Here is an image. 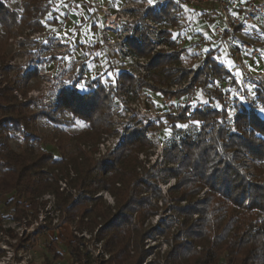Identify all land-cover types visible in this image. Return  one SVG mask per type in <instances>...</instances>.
Segmentation results:
<instances>
[{
	"label": "rangeland",
	"instance_id": "1",
	"mask_svg": "<svg viewBox=\"0 0 264 264\" xmlns=\"http://www.w3.org/2000/svg\"><path fill=\"white\" fill-rule=\"evenodd\" d=\"M1 1L11 12L20 15L25 14L24 7L27 6L30 16L12 28L0 24V94L14 80L21 81L22 91L13 89L12 95L17 103H27L26 110L23 111L27 118L25 134L46 144L42 147L43 150L53 153L55 157L58 154L53 145L61 142L70 156H74L77 149H80L94 163L101 162L113 155L125 138H129L136 131L147 129L148 144L140 152L134 153L137 159L136 172L142 177L153 167L157 169L165 164L166 149L170 145L179 144V138L186 135L195 138L201 126L189 120L172 127L168 120L169 114L177 115L186 105L191 110L209 106L213 110L223 111L225 117L220 118L216 126H226L230 136L238 133L234 120L241 108L254 109V103L249 104L248 98L245 99L246 102L238 100L225 105L217 94L211 96L215 94L213 83L226 75L215 77L203 90L196 88L193 95H176L190 84L194 70L209 51L217 50L213 58L225 70L233 66L227 56L230 46L216 49L214 44L201 45L202 37L214 38V27L222 25L219 19L185 12L176 5L182 0H153L151 5L148 0ZM169 2L172 3L176 23L174 26L161 24L165 28L170 27V33L164 31L170 37L164 36V39L167 38L166 49L161 47L154 52L155 45L152 42L158 41V38L153 31L157 23L148 17V12L158 13ZM36 7L40 13H44L42 16ZM110 17L114 18V24L108 25ZM260 28V34L264 36L263 24ZM255 34L252 32L244 37L248 40L264 41V38L258 36L259 32ZM140 35H146L153 45L148 57H133L126 44L131 38L140 43ZM232 44L235 45V42ZM170 50L172 53L180 52L179 63L167 66L168 69L165 67V72L170 69L193 70L181 84H171L166 80L165 73H159L155 81L153 78L156 73L146 69L155 56H169L172 54L168 53ZM246 65L248 68L253 66L248 62ZM263 67L264 62L261 70ZM160 68L158 69L161 70ZM121 74L133 78L136 83L134 95L124 93ZM141 84L146 86L138 91ZM91 87L103 90L108 96V119L105 131L99 133L92 130L89 123L75 115L76 113L57 108V97L62 90L73 88L82 95L87 94ZM261 87L264 89V86ZM164 92L176 96L167 97L162 94ZM249 93L247 96H252ZM162 100L171 102L172 109L168 113H163L165 107ZM255 113L264 119V114L259 110H255ZM5 116L0 113V120ZM3 133L7 145L15 152L24 149L28 144L34 148L37 146L31 139L25 142L24 135L10 128ZM243 162L249 173L255 175L252 160L246 153L243 155ZM259 168L264 180V164L259 165ZM70 178H73L72 172ZM174 184L175 179L171 177L163 182L157 181L160 197L156 201L149 197L152 204L156 203L158 213L145 220L142 228L150 230L169 221L172 226L167 239L165 236L154 235L152 239L143 241L144 249L151 250L145 259L146 263L156 258L162 260L169 252L166 242L170 241L177 228V220L171 218V203L168 202V190ZM58 186L60 191L72 195L73 198L82 195L81 191L71 189L65 180L59 181ZM205 191L198 196L199 199ZM94 198H100L105 206L114 208L115 200L108 192L100 191ZM11 200H16V196L11 194L0 197V264H101L102 260L109 259V255L102 248V241L97 239V229L93 233H88L86 229L79 231L77 219L71 223L66 222L65 215L55 210L52 195H44L38 200V203H44V207H38L36 218L26 215L18 220L14 219L16 216L13 206L7 205ZM73 241L79 257L70 254L69 245ZM48 245L50 249L47 248ZM54 253L62 255L60 261L53 260ZM219 264L227 263L221 261Z\"/></svg>",
	"mask_w": 264,
	"mask_h": 264
},
{
	"label": "trees",
	"instance_id": "2",
	"mask_svg": "<svg viewBox=\"0 0 264 264\" xmlns=\"http://www.w3.org/2000/svg\"><path fill=\"white\" fill-rule=\"evenodd\" d=\"M176 5L181 8L182 2ZM24 9L23 15L11 12L0 0V24L12 28L27 20L30 14L27 6ZM37 11L41 16L44 14L39 9ZM148 17L159 25L168 23L174 26L176 23L171 2L158 13L148 12ZM165 35L170 37L164 31L158 34L159 43H167ZM126 44L136 58L148 57L153 49L146 35H140V43L131 38ZM169 45L173 46L171 42ZM216 51L211 50L204 56L194 70L190 84L177 96L193 95L196 88L203 90L215 77L229 74L213 58ZM179 53L174 51L169 56H155L147 64L146 69L156 73L155 81L159 73H165L166 80L173 85L181 84L189 77L193 70L187 68L164 70L179 63ZM121 76L124 93L134 95L136 83L133 78L125 74ZM20 82L14 80L0 94V113L6 115L0 120V197L16 196V200L7 204L13 206L14 219L26 215L36 218L38 207H44V203H38V200L44 195H52L55 210L65 215L66 222L77 219L79 231L86 229L93 233L97 229V239L102 241V248L109 255V259L102 260L101 264H219L221 261L264 264V180L259 168L264 164V119L259 118L254 110L241 108L234 120L238 133L230 136L226 126H216L218 120L225 117L223 111L209 106L191 110L186 105L177 115L169 114L172 127L189 120L199 121L201 126L195 138L186 135L179 138V144L174 143L166 149L164 165L157 169L153 167L139 177L134 153L148 144L147 129L125 138L116 152L101 162L94 163L80 149L70 156L61 142L53 145L58 154L55 157L43 150L46 144L25 134L27 118L23 111L27 103H17L12 95L13 89L22 91ZM139 86L138 91L146 85ZM256 93L264 105L263 87L259 85ZM108 106V96L99 88L91 87L82 95L73 88H66L57 97L59 110L76 113L97 133L105 131ZM9 128L24 135L25 142L31 139L37 146L34 148L28 144L18 152L13 151L3 138V131ZM245 153L252 160L255 175L249 173L243 162ZM71 172L73 178H70ZM168 177L175 179V184L168 190V202L171 203V218L177 220V228L166 242L169 252L162 260L156 258L146 263L151 250L144 249L143 241L154 235L167 239L172 226L169 221L150 230L142 228L145 220L158 213L156 203L152 204L149 199L156 201L160 197L156 182H163ZM61 180H65L71 189L81 191L82 195L73 198L60 191L58 182ZM100 191H106L114 198L113 209L105 206L100 198H94ZM74 242L69 245L70 254L79 257ZM47 248L50 249V245ZM54 256L55 262L62 258L61 254L54 253Z\"/></svg>",
	"mask_w": 264,
	"mask_h": 264
},
{
	"label": "built area",
	"instance_id": "3",
	"mask_svg": "<svg viewBox=\"0 0 264 264\" xmlns=\"http://www.w3.org/2000/svg\"><path fill=\"white\" fill-rule=\"evenodd\" d=\"M181 2L185 12L196 13L201 17L208 16L214 20L219 19L222 24L214 27V38H201V45L214 44L216 49L230 46L227 56L233 66L227 70L228 75L213 83L215 94L221 97L225 105H230L240 100V97H244L249 99V104L254 103L253 106L251 105L254 107V112L264 107L256 93L259 85L264 86V67L261 70L264 62V41L248 40L244 37L251 35L252 32L256 33L253 25L263 24L264 26V0H246L245 3H241L240 0H182ZM154 29L156 38L162 31L171 32L170 27L165 28L157 24ZM258 36L261 39L264 38L261 34ZM232 42H235V45ZM152 43L155 45L154 52L159 51L161 47L167 48L165 44L160 45L159 41ZM247 62L253 66L248 68ZM247 93L252 96L248 97ZM162 103L165 107L163 113H168L172 109L170 100H162Z\"/></svg>",
	"mask_w": 264,
	"mask_h": 264
},
{
	"label": "snow or ice",
	"instance_id": "4",
	"mask_svg": "<svg viewBox=\"0 0 264 264\" xmlns=\"http://www.w3.org/2000/svg\"><path fill=\"white\" fill-rule=\"evenodd\" d=\"M240 2L241 3H245L246 2V0H240ZM148 3H149V5H151L152 3H153V0H148ZM253 27L255 28V25H253ZM204 51H209L208 49H204ZM229 63H232L231 61H229ZM81 91H83V88H81ZM240 100H241V102H246L245 101V99H244V97H240ZM259 111H260V113L261 114H264V107H261L260 109H259ZM231 110H229V115L231 116ZM194 123H196L197 125L199 124V121H194ZM180 127H187V125H179Z\"/></svg>",
	"mask_w": 264,
	"mask_h": 264
},
{
	"label": "crops",
	"instance_id": "5",
	"mask_svg": "<svg viewBox=\"0 0 264 264\" xmlns=\"http://www.w3.org/2000/svg\"><path fill=\"white\" fill-rule=\"evenodd\" d=\"M260 27H261V24H258V25L255 27L256 33L259 32V34H260V30H261Z\"/></svg>",
	"mask_w": 264,
	"mask_h": 264
},
{
	"label": "bare ground",
	"instance_id": "6",
	"mask_svg": "<svg viewBox=\"0 0 264 264\" xmlns=\"http://www.w3.org/2000/svg\"><path fill=\"white\" fill-rule=\"evenodd\" d=\"M108 20H109V24L108 25L114 24V18L110 17Z\"/></svg>",
	"mask_w": 264,
	"mask_h": 264
}]
</instances>
